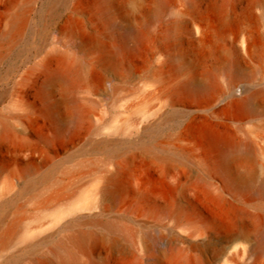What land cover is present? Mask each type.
Here are the masks:
<instances>
[{
	"label": "rangeland",
	"instance_id": "rangeland-1",
	"mask_svg": "<svg viewBox=\"0 0 264 264\" xmlns=\"http://www.w3.org/2000/svg\"><path fill=\"white\" fill-rule=\"evenodd\" d=\"M99 1H35L24 41L0 62V235L18 223L0 264L61 242L102 264H178L183 249L181 263L196 264L191 246L205 234L213 253L264 219V0H172L166 10L110 0L106 17ZM27 2L0 0V44ZM128 27L147 36L132 52L122 47ZM59 56L80 68L73 90L46 86L45 63L57 69ZM191 78L210 87L180 89ZM249 96L252 109L239 111L234 100ZM208 128L251 152L222 172ZM112 174L122 189L103 198ZM79 232L102 240L82 250L70 242Z\"/></svg>",
	"mask_w": 264,
	"mask_h": 264
},
{
	"label": "bare ground",
	"instance_id": "bare-ground-1",
	"mask_svg": "<svg viewBox=\"0 0 264 264\" xmlns=\"http://www.w3.org/2000/svg\"><path fill=\"white\" fill-rule=\"evenodd\" d=\"M37 0H28L27 7L20 11L10 24L9 33L5 36L4 40L0 44V62H2L17 45L24 40L25 32L30 24V15L32 12V4ZM104 3L102 7V14L106 17L110 13V0H100ZM162 10L169 9L171 7L172 0H159ZM173 6V5H172ZM103 16V17H104ZM245 30V29H244ZM243 44L247 41V35L245 31H242ZM23 40V41H22ZM147 41L145 33L128 27L122 32V47L129 51H135L138 45H141ZM1 42V41H0ZM56 56V55H55ZM54 57V56H53ZM58 58V57H56ZM111 60L116 65L117 62L113 56ZM47 61V60H46ZM61 62L59 68L52 69L50 61L45 63L44 68L47 69V73L50 74L49 80L46 82V86L50 85L54 81H62L72 84V90L80 82V68L66 56H59ZM44 62V61H43ZM43 68V67H42ZM179 69V68H177ZM46 73V72H45ZM46 73V74H47ZM210 85H205L191 78L181 85L180 89H185L190 92H202L208 89ZM70 88V86H69ZM45 89V87H44ZM43 89V90H44ZM47 98V97H46ZM239 111H249L252 109L253 96L245 98H236L233 102ZM61 125L59 132L61 134H68L72 131V127L69 122H60ZM205 137L209 148L214 150L217 154V164L222 172L228 173V167L235 158L240 155H248L251 152V147L248 143L239 142L230 138L229 135L221 133L214 128L206 129ZM48 139V138H47ZM47 139H43L47 142ZM101 145V143H100ZM98 145V146H100ZM104 145V144H103ZM169 146L175 148L176 151L180 148L176 143H171ZM163 150V149H162ZM164 151V150H163ZM237 160V159H236ZM118 175V174H117ZM119 176V175H118ZM231 176V175H230ZM105 186L100 191L103 198H115L117 193L122 189V181L114 174L105 178ZM238 181V180H237ZM230 182L236 184L235 178H230ZM239 182V181H238ZM240 185V184H239ZM239 185H237L239 187ZM262 193L264 201V182L262 184ZM99 193V194H100ZM119 194V193H118ZM264 206V205H263ZM98 215V214H96ZM1 218V216H0ZM3 218L0 219V222ZM84 224H96L101 225L102 222L98 220H88ZM17 222L9 225L6 231L0 235V248L10 243L16 234ZM258 229L254 233H249L246 230H241L237 233L231 231L230 234L219 240L220 246L213 253L209 250H205L210 247V244L215 240L213 235L203 234L205 237L203 244L193 243L190 251L195 252L197 257L196 264H234L237 257L243 258L242 264H264V219L258 221ZM231 229V228H230ZM102 238L96 234H87L79 232L75 236L70 238V242L80 249L84 250L88 244H96L100 242ZM205 248V249H203ZM188 254L186 249L180 250L177 255L178 264H182L181 261L185 259ZM127 254L121 251V256L124 257ZM177 261V262H178ZM98 262V261H97ZM99 263V262H98ZM92 259H83L81 255L69 247L65 242H61L51 247L45 254L34 256L26 264H98ZM102 264V263H99Z\"/></svg>",
	"mask_w": 264,
	"mask_h": 264
}]
</instances>
